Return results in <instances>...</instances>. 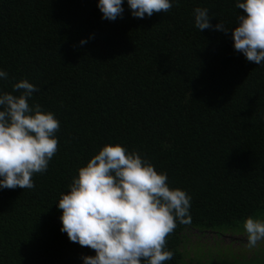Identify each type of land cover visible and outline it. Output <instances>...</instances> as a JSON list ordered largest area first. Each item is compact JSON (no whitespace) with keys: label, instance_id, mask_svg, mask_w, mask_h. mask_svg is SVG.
<instances>
[{"label":"trees","instance_id":"trees-1","mask_svg":"<svg viewBox=\"0 0 264 264\" xmlns=\"http://www.w3.org/2000/svg\"><path fill=\"white\" fill-rule=\"evenodd\" d=\"M97 5L0 0V70L9 77L0 92L26 79L39 88L29 104L60 121L59 150L35 187L0 189V264H83L95 255L60 231L57 204L107 144L138 151L191 197V223L167 238L174 255L165 264H264V240L243 259L232 244H200L191 256L184 246L187 232L246 234L244 220L264 210V65L234 50L243 10L236 0H173L168 13L140 19L124 0L122 17L109 21ZM196 7L227 34L196 29Z\"/></svg>","mask_w":264,"mask_h":264},{"label":"clouds","instance_id":"clouds-1","mask_svg":"<svg viewBox=\"0 0 264 264\" xmlns=\"http://www.w3.org/2000/svg\"><path fill=\"white\" fill-rule=\"evenodd\" d=\"M123 4L124 0H98L97 6L102 19L114 21L122 17ZM127 4L134 18L143 19L168 13L173 0H127ZM236 7L243 14L232 30L234 50L248 62L264 65V0H236ZM193 15L198 30L229 31L222 22L210 23L215 15L207 8L196 7ZM8 78L0 70V79ZM38 91L21 79L12 85V92H0V189H33V176L45 173L59 150L55 133L60 121L41 105L29 104ZM77 171L57 207L62 211L60 231L95 252L82 256L83 264H165L173 258L167 238L178 223H191V197L171 188L167 173L120 144L105 145ZM243 230L249 249L264 240L262 219L247 217Z\"/></svg>","mask_w":264,"mask_h":264},{"label":"rangeland","instance_id":"rangeland-1","mask_svg":"<svg viewBox=\"0 0 264 264\" xmlns=\"http://www.w3.org/2000/svg\"><path fill=\"white\" fill-rule=\"evenodd\" d=\"M256 218L264 220V210L261 211ZM194 233H195V231H193V233L187 232V234H188L190 239H189V242H185V244H184V246L186 247V250L189 252L190 256L193 253V250L196 249V247H197V250H198V246L200 244L204 245L205 247L209 246L213 251L216 250V246L218 247V244H219L220 248H221L222 245L227 247V245L230 246V244H232L231 245L232 248L235 249V252H238V254L240 255V259L241 258L243 259L244 257L245 258L246 257L247 258L252 257V255H256V253L253 254V252H257L258 251L256 247L253 248V249H249L247 247L246 234H243V235H240V236H238L239 234L238 235L235 234L234 236H231L230 234H226L225 236L215 237L210 232H208L207 234H204V233L194 234ZM243 237H246V238L241 240ZM236 238H237L238 242L235 241ZM232 240H234V241L232 242ZM206 251L207 250L205 248L204 252H206ZM221 252L228 253V251H225V249L222 250ZM235 254H237V253H235ZM257 254H261V253L258 252ZM255 260H260V259H254L250 263L251 264L255 263ZM261 260H262L261 262H263L264 261V257L261 258ZM207 261H209V260H207ZM212 263H218V262H212ZM237 264H246V263H244V259H243V261H239Z\"/></svg>","mask_w":264,"mask_h":264}]
</instances>
